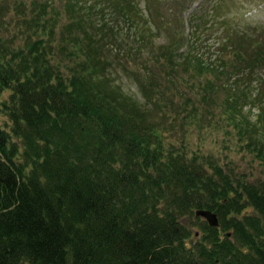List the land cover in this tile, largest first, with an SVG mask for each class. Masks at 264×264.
Listing matches in <instances>:
<instances>
[{
	"label": "trees",
	"instance_id": "1",
	"mask_svg": "<svg viewBox=\"0 0 264 264\" xmlns=\"http://www.w3.org/2000/svg\"><path fill=\"white\" fill-rule=\"evenodd\" d=\"M59 1L0 0V29H14L0 34V264H264L262 183L167 142L163 121L183 106L154 116L166 106L159 69L195 72L202 99L219 100L220 117L264 159V90L250 98L235 86L219 98L217 78L237 66L219 58L214 68L192 44L180 51L170 28L180 19L161 21L159 46L133 0H100L135 26L139 41L122 55L145 72L141 103L110 78L104 47L120 40L110 19L95 21L89 0ZM220 3L215 14H224ZM207 10L192 18L195 30ZM252 49L245 56L264 66V41ZM248 101L260 108L255 120L243 111ZM198 209L215 212L219 225Z\"/></svg>",
	"mask_w": 264,
	"mask_h": 264
},
{
	"label": "rangeland",
	"instance_id": "2",
	"mask_svg": "<svg viewBox=\"0 0 264 264\" xmlns=\"http://www.w3.org/2000/svg\"><path fill=\"white\" fill-rule=\"evenodd\" d=\"M9 1L12 2L13 0ZM55 1L56 3L60 2L59 0ZM89 1H91L90 6H96L97 16H94L95 21H102L104 15L105 19H110V23L114 24L119 33L120 40L107 43L104 47V55L107 60H110L107 66L110 69V78L115 79V83L126 94L136 98L141 103L144 102L146 99L142 94L143 90L139 84V78L141 75H145V72L139 69L141 65L139 62H132L133 59L130 58H126L125 61L122 55L128 49L126 47H134L136 42L139 41L134 24L125 21L114 11H110L100 0ZM133 1L137 10L142 13L141 16L137 17L138 22L144 23L147 19L151 31L154 30V33H157L156 45L160 46L166 42L165 34L167 32L162 27L161 21L165 22L170 18H174V21L180 19V22H176L170 27H178L175 28L173 33L182 35L183 41L181 42L180 51H185L192 44V47L195 48L194 54L202 56L207 63L216 65L213 66L214 68L219 69L221 67L217 66L220 63L219 58H225L227 61L226 66H237L228 71L225 70V74L221 78H217L216 82L218 84L224 81V85L218 93L219 98L232 93L235 86L244 89L250 98L255 96L259 89L260 91L264 90V66H259L255 61L250 62L249 58L245 56L249 53V50H253L251 48L252 42L256 40L264 41V0H196L186 10H182L186 8L184 2L178 0ZM223 2L226 6L224 14H220V10L215 11L217 13L215 14L212 8L217 3L222 4ZM99 10H102V12ZM149 10L154 16L152 20L150 19ZM203 10H207V13L210 12L209 16L204 17L205 22H202L200 28L195 30L192 18L198 16L197 12ZM210 14L212 15L210 16ZM5 17H7L6 14ZM211 18L218 21L213 27L206 23ZM192 28L194 32H192ZM0 30V34L3 35H12L10 32L14 31L10 26ZM170 38L173 40L171 36ZM235 52L243 58V61L241 59L238 61ZM65 56H63V60L67 61ZM235 58L237 63L234 64V60L231 59ZM119 62H123L126 66H121ZM242 69H244L242 72L235 73V71ZM159 70V74H162V76L159 75L158 82L163 85V89H166L165 93H162L160 102L166 106L162 107L161 111L154 112V116L163 117V110L164 108L168 109V105L172 109L183 106L181 114L185 115L184 118L182 115L178 119L164 115L166 119L163 121L162 129L165 131L166 141L175 146L186 147L191 155L193 153L198 154L199 151L204 155H212L218 159V162L224 168H231L239 178L248 179L253 184L262 183L264 186V159L260 157L258 159L257 155L255 156L253 153L254 151L245 148L238 136V130L224 116L220 117L218 113L219 100L214 104L211 103L214 100L207 103L202 99L205 91H203L198 81L197 74L195 72L186 73L185 69L181 68L173 76V70L167 66L165 72ZM230 72L231 74H229ZM217 75L219 76L220 73H217ZM203 78L214 81L215 74L206 73ZM228 88L230 89L228 90ZM262 98H264V94ZM259 109L258 105L252 104L250 101L243 107V111L250 114L252 120L257 119ZM188 110H191L192 115L189 114ZM188 116L190 117L188 118Z\"/></svg>",
	"mask_w": 264,
	"mask_h": 264
},
{
	"label": "water",
	"instance_id": "3",
	"mask_svg": "<svg viewBox=\"0 0 264 264\" xmlns=\"http://www.w3.org/2000/svg\"><path fill=\"white\" fill-rule=\"evenodd\" d=\"M196 216L202 217L210 226H218L219 219L215 212L208 209H198L195 212Z\"/></svg>",
	"mask_w": 264,
	"mask_h": 264
}]
</instances>
